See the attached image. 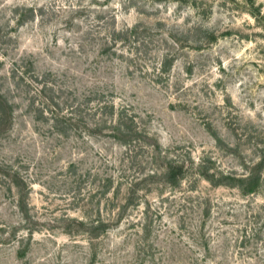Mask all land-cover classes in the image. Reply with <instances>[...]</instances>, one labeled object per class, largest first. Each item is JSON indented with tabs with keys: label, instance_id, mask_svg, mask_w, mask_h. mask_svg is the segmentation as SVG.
<instances>
[{
	"label": "rangeland",
	"instance_id": "rangeland-1",
	"mask_svg": "<svg viewBox=\"0 0 264 264\" xmlns=\"http://www.w3.org/2000/svg\"><path fill=\"white\" fill-rule=\"evenodd\" d=\"M0 264H264V0H0Z\"/></svg>",
	"mask_w": 264,
	"mask_h": 264
}]
</instances>
